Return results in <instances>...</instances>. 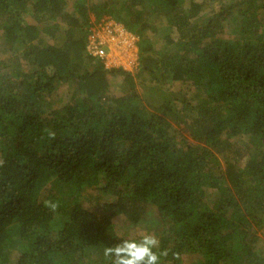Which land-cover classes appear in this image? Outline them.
<instances>
[{"label":"trees","instance_id":"16d2710c","mask_svg":"<svg viewBox=\"0 0 264 264\" xmlns=\"http://www.w3.org/2000/svg\"><path fill=\"white\" fill-rule=\"evenodd\" d=\"M102 19L133 70L91 50ZM146 233L162 264H264V0H0V264Z\"/></svg>","mask_w":264,"mask_h":264},{"label":"clouds","instance_id":"9594fccd","mask_svg":"<svg viewBox=\"0 0 264 264\" xmlns=\"http://www.w3.org/2000/svg\"><path fill=\"white\" fill-rule=\"evenodd\" d=\"M137 41L138 38L135 43L136 59L138 57ZM46 206L54 211L58 204L48 201ZM167 254V250L160 248L159 238L150 233L143 234L139 239L124 238L120 243L114 246H105L103 249V255L106 258L111 257L112 264H162V257H166Z\"/></svg>","mask_w":264,"mask_h":264},{"label":"built area","instance_id":"2783aa9c","mask_svg":"<svg viewBox=\"0 0 264 264\" xmlns=\"http://www.w3.org/2000/svg\"><path fill=\"white\" fill-rule=\"evenodd\" d=\"M103 25H98L102 34L95 33L94 37L91 39V44L93 45V48L91 50L93 53L99 52L102 55V52L97 50L96 46L93 44L95 42L96 37H98V43L107 42L108 43V50L105 55V66H113L115 64H111V60L119 61L123 68L126 67V69H133L137 66V59H136V47L135 43L137 40V37L131 33H129L127 30L124 29V27L120 26L113 20L107 19L103 20ZM98 35H104V38L98 36ZM119 50L118 53H115L113 49ZM116 56V58H112V56ZM110 60V61H109ZM117 65V66H118Z\"/></svg>","mask_w":264,"mask_h":264},{"label":"rangeland","instance_id":"374dc122","mask_svg":"<svg viewBox=\"0 0 264 264\" xmlns=\"http://www.w3.org/2000/svg\"><path fill=\"white\" fill-rule=\"evenodd\" d=\"M198 1H199V0H198ZM26 19L29 20V21H31V19H29V17H26ZM102 20H103V19H102ZM31 22H32V21H31ZM103 23H104V22H103ZM103 23L100 24V25H103ZM117 24H119V23H117ZM119 25L122 26L121 24H119ZM102 27H104V25H103ZM122 27H123V26H122ZM92 30H94L95 33L102 34L99 28H93V27H92ZM129 33H130V32H129ZM94 36H95V35H92V36H91V39H93ZM98 36L104 38V35H98ZM47 40H48V39H47ZM50 41H51V40H50ZM113 51H114L115 53H118L119 50H117V49L114 48ZM112 58H116V56L114 55V56H112ZM109 61H110V60H109ZM111 64H115V65H113V66H114V67H117V65L120 64V63H119V61H116V60L113 59V60H111ZM125 68H126V67H125ZM120 85H121V81H120L119 78H118V79H114V80H112V82H111V84H110L111 92H112L113 94H116V95L121 94V93H120ZM58 93L60 94L59 97H60L61 99H63V98L66 99L67 96H68V94H67V89H66L65 86L59 88V89H58ZM59 104H60V103H59ZM262 243L264 244V239L262 240Z\"/></svg>","mask_w":264,"mask_h":264}]
</instances>
